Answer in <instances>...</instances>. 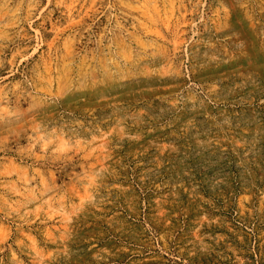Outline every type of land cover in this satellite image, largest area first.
<instances>
[{"label":"rangeland","instance_id":"374dc122","mask_svg":"<svg viewBox=\"0 0 264 264\" xmlns=\"http://www.w3.org/2000/svg\"><path fill=\"white\" fill-rule=\"evenodd\" d=\"M0 264H264V0H0Z\"/></svg>","mask_w":264,"mask_h":264}]
</instances>
